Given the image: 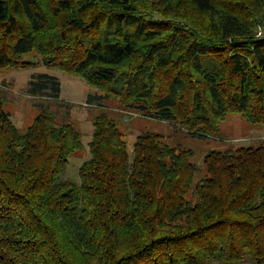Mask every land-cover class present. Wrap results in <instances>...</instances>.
Instances as JSON below:
<instances>
[{"label": "trees", "instance_id": "16d2710c", "mask_svg": "<svg viewBox=\"0 0 264 264\" xmlns=\"http://www.w3.org/2000/svg\"><path fill=\"white\" fill-rule=\"evenodd\" d=\"M264 0H0V72L37 65L84 81L137 114L213 138L227 115L264 126ZM35 56L36 58H33ZM59 80L28 93L57 101ZM24 131L0 102V264H264V148L190 149L92 118L82 148L40 105Z\"/></svg>", "mask_w": 264, "mask_h": 264}, {"label": "rangeland", "instance_id": "374dc122", "mask_svg": "<svg viewBox=\"0 0 264 264\" xmlns=\"http://www.w3.org/2000/svg\"><path fill=\"white\" fill-rule=\"evenodd\" d=\"M33 58H36L33 56ZM47 74L56 77L60 82V96L57 101L47 100L42 96L28 93V82L34 75ZM100 95L81 79L69 76L54 68L42 65L24 70H4L0 72V102L9 113L13 124L24 132L33 122L40 105L49 107L59 123L68 122L79 132L82 148L71 154L61 179L79 182V169L89 159L88 143L92 137V118L105 112L115 120L127 143L129 153L136 137L146 132L162 136L164 142L172 147L179 146L193 151L192 162L197 167L195 181L204 177L203 158L210 151H223L239 147H263L264 126L247 123L237 114L227 115L220 123L219 134L213 138H198L188 135L173 123L143 117L136 112L121 106L114 99L103 100L102 106L97 102L88 104V95ZM219 264V263H213ZM250 264V263H243Z\"/></svg>", "mask_w": 264, "mask_h": 264}, {"label": "built area", "instance_id": "2783aa9c", "mask_svg": "<svg viewBox=\"0 0 264 264\" xmlns=\"http://www.w3.org/2000/svg\"><path fill=\"white\" fill-rule=\"evenodd\" d=\"M256 37H263L264 36V21L260 22L258 26L256 27L255 31Z\"/></svg>", "mask_w": 264, "mask_h": 264}]
</instances>
